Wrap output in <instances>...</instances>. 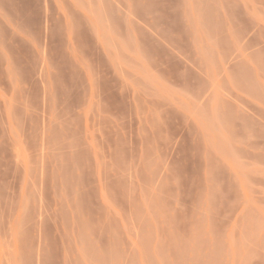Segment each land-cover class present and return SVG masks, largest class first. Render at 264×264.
<instances>
[{
	"label": "rangeland",
	"instance_id": "obj_1",
	"mask_svg": "<svg viewBox=\"0 0 264 264\" xmlns=\"http://www.w3.org/2000/svg\"><path fill=\"white\" fill-rule=\"evenodd\" d=\"M0 264H264V0H0Z\"/></svg>",
	"mask_w": 264,
	"mask_h": 264
}]
</instances>
